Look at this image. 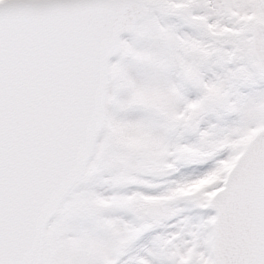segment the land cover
<instances>
[{
	"label": "snow or ice",
	"instance_id": "6c2138e0",
	"mask_svg": "<svg viewBox=\"0 0 264 264\" xmlns=\"http://www.w3.org/2000/svg\"><path fill=\"white\" fill-rule=\"evenodd\" d=\"M0 264H264V0H0Z\"/></svg>",
	"mask_w": 264,
	"mask_h": 264
}]
</instances>
